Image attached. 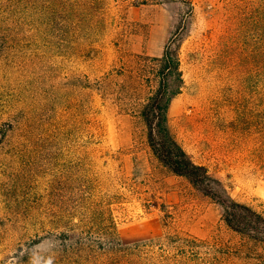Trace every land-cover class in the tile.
<instances>
[{"label":"rangeland","instance_id":"1","mask_svg":"<svg viewBox=\"0 0 264 264\" xmlns=\"http://www.w3.org/2000/svg\"><path fill=\"white\" fill-rule=\"evenodd\" d=\"M170 39L174 138L264 216V0H0V264H264L148 145L149 59ZM109 218L126 246L188 240L205 260L105 248Z\"/></svg>","mask_w":264,"mask_h":264},{"label":"trees","instance_id":"2","mask_svg":"<svg viewBox=\"0 0 264 264\" xmlns=\"http://www.w3.org/2000/svg\"><path fill=\"white\" fill-rule=\"evenodd\" d=\"M172 40L170 39L166 44L161 57L149 59V63L155 67L156 88L141 110L148 145L164 167L174 175L187 179L194 188L209 197L222 209L223 220L229 228L251 240L264 242V216L251 207L235 201L220 180L214 178L205 166L198 165L191 159L170 130L169 109L172 101L181 94L184 87L178 48L172 46ZM143 67L145 66L140 68L142 72ZM109 219V227L114 230L113 220ZM107 227L108 225L105 227V231ZM62 229H64L61 232L62 236H67L66 233L71 231L65 226ZM182 243L183 248L177 250L175 256H169L163 245L159 247L162 254H156L153 241L126 246L114 230L112 236L107 240L105 248L118 253L129 252L128 254L135 255L140 260L144 258L147 262L158 261L157 256L159 262L162 263H166L169 258L185 262L205 260L199 258V254L195 252L185 251L190 243L188 240Z\"/></svg>","mask_w":264,"mask_h":264}]
</instances>
